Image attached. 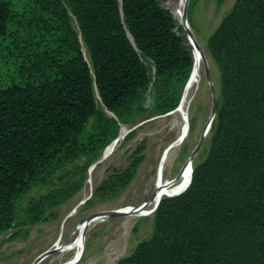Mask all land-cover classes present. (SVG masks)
Listing matches in <instances>:
<instances>
[{
	"label": "trees",
	"instance_id": "16d2710c",
	"mask_svg": "<svg viewBox=\"0 0 264 264\" xmlns=\"http://www.w3.org/2000/svg\"><path fill=\"white\" fill-rule=\"evenodd\" d=\"M0 0V233L19 200L122 126L177 107L193 61L159 0ZM206 159L116 264H264V0H236ZM81 185L63 181L41 211Z\"/></svg>",
	"mask_w": 264,
	"mask_h": 264
},
{
	"label": "rangeland",
	"instance_id": "374dc122",
	"mask_svg": "<svg viewBox=\"0 0 264 264\" xmlns=\"http://www.w3.org/2000/svg\"><path fill=\"white\" fill-rule=\"evenodd\" d=\"M11 1L15 8L24 5V0ZM235 2L187 0L184 13L189 34L171 14L178 35L191 56L189 36L201 49L206 62L200 80L189 97L185 120L187 131L180 143L170 148L168 155L163 187L165 185L164 188L170 191L186 188L191 182L194 168L209 153L210 129L216 115L221 84V62L217 60L216 50L210 40L225 28V19ZM159 3L173 13L174 3L170 0H159ZM192 66L193 63L187 72L182 92L191 76ZM176 108L124 125L128 131L106 159L94 164L101 158L105 146L91 163L85 165V159L75 160L43 183L33 186L19 200L13 225L7 232L0 233V264H116L119 258L131 253L139 242L148 239L153 230V211L145 217L111 215L107 212L138 206L152 194L157 165L179 130L180 119ZM90 173L92 188L87 186ZM63 181L81 185L68 199L45 208L39 212V216L38 211H33L34 202ZM166 197L171 196L168 194ZM104 214L108 215L89 227L84 248L74 259L71 251L63 252L58 248L69 244L86 220ZM42 254L44 256L34 263Z\"/></svg>",
	"mask_w": 264,
	"mask_h": 264
},
{
	"label": "bare ground",
	"instance_id": "6f19581e",
	"mask_svg": "<svg viewBox=\"0 0 264 264\" xmlns=\"http://www.w3.org/2000/svg\"><path fill=\"white\" fill-rule=\"evenodd\" d=\"M170 1L172 3H174L173 4V9H172L173 13H174V16L179 20V21L178 20L177 21L180 24H182L183 23L182 12H183V10L185 8L187 0H179L178 3H176L174 0H170ZM185 20H186V18H185ZM189 40L190 41H188V43L191 46V49H192L191 52H192V56H193V66L191 68V80H190V84L188 85V87L186 89L187 91H185V93H184V99L182 101V104L180 106H178L177 109L175 110L176 114L179 116L180 124H179V130H178L177 136H176L175 140L172 142V143L175 142V144L173 145L172 148H174L175 146H177L180 143L179 140H177V138H179L181 135H183L186 132V130H184V132L182 134V131H183L184 126H185V120L187 121L189 97H190V94H191V90L195 87L196 84H198V82L200 80L201 70L203 69V67L205 65V62H206L204 54L202 53L201 49L196 46V42L193 40V38L190 37ZM185 129H186V126H185ZM125 131L126 130H125L124 127L121 128L120 133L116 137V139L113 140L112 143L109 146L108 145L106 146V148L104 150V159L109 157L114 152V150L116 149L118 143L120 142V140L126 134ZM171 149L170 148L166 149V151L162 155V158L160 159V161H159V163L157 165V170H156V174H155V177H154V186H155V188H154V190L152 192L154 194L153 195V199L151 201H149L144 207H142L141 209L137 210L134 213H132V211H133L132 210V206L122 207V208L116 209L114 211H116V212L117 211L118 212H124V213L129 212L127 214H133L134 216H144L145 217L146 215L148 216L152 212V209L155 206L157 200H160L164 194L168 195V194L179 192V191L173 192V191H170V190H168L166 188L160 189L163 186L164 170H165L166 164L168 162V155H169V152H170ZM190 174H191V172H190ZM87 186H88V188H92V176H91V173H90V175H89V177L87 179ZM164 187H165V185H164ZM106 216H107V214L106 215H100V216L96 217L94 219V221H92L90 223H87L85 221L83 223V225L81 226L80 231L78 232L76 237L69 244L60 246L58 248L61 251H63V252L71 251L73 253L72 259H74V257L78 256L81 253V250L84 248L85 240H86V236H87V232H88L89 227L94 222H96L98 220L99 221L103 220Z\"/></svg>",
	"mask_w": 264,
	"mask_h": 264
},
{
	"label": "water",
	"instance_id": "95a60500",
	"mask_svg": "<svg viewBox=\"0 0 264 264\" xmlns=\"http://www.w3.org/2000/svg\"><path fill=\"white\" fill-rule=\"evenodd\" d=\"M186 4H187V2H186ZM185 7H186V5H185ZM184 10H185V8H184ZM184 10H183V12H182V20H183V23H182V26L185 28V30H187V32H188V34L190 33V31H189V29H188V27H187V25H186V23H185V13H184ZM171 14L172 15H174L172 12H171ZM190 37L191 36H189L188 38L190 39ZM196 46L199 48V46L196 44ZM190 80H191V76L189 77V79H188V81H187V84H186V86H185V88H184V90H183V92H182V95H181V98H180V102H179V106L182 104V101H183V99H184V93H185V91H186V89H187V87H188V85L190 84ZM177 109V108H176ZM124 126H122L121 128H123ZM121 128H120V130H121ZM125 128V127H124ZM120 130H119V133H120ZM125 132H127L128 131V129L127 128H125ZM186 131H187V124H186V129H185ZM185 134V133H184ZM184 134L183 135H181L179 138H177V140H179V141H181V139L183 138V136H184ZM175 144V142L174 143H171L170 145H169V148H171L173 145ZM102 159H104V151H103V154H102V156H101V158L99 159V160H97L94 164H96L97 162H99V161H101ZM94 164L92 165V167L94 166ZM189 185V184H188ZM164 187L162 186L160 189H163ZM187 188V187H186ZM186 188H184L183 190H181V191H179V192H176V193H172V194H169L170 196H174V195H177V194H179V193H181L182 191H184ZM153 193L146 199V200H144L140 205H138V206H135V207H132V213H134V212H136L137 210H139V209H141L142 207H144L149 201H151L152 199H153ZM83 201H84V199H83ZM82 201V202H83ZM159 202H160V200H157V202H156V204H155V206L153 207V209H152V211H154L155 209H156V207L158 206V204H159ZM76 209V208H75ZM74 209V210H75ZM108 214H111V215H114V214H127V213H129V212H127V213H124V212H116V211H110V212H107ZM107 214V215H108ZM104 215H106V214H104ZM94 219L95 218H89L88 220H86V222L87 223H90V222H92V221H94ZM44 256V254H42L41 256H39L35 261H34V263H36L37 261H39L42 257Z\"/></svg>",
	"mask_w": 264,
	"mask_h": 264
}]
</instances>
